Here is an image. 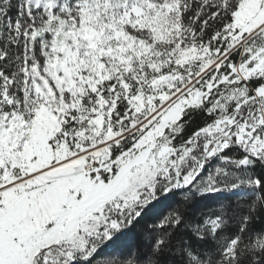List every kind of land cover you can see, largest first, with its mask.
Segmentation results:
<instances>
[{"label":"snow or ice","instance_id":"obj_1","mask_svg":"<svg viewBox=\"0 0 264 264\" xmlns=\"http://www.w3.org/2000/svg\"><path fill=\"white\" fill-rule=\"evenodd\" d=\"M0 264H264V0H0Z\"/></svg>","mask_w":264,"mask_h":264}]
</instances>
